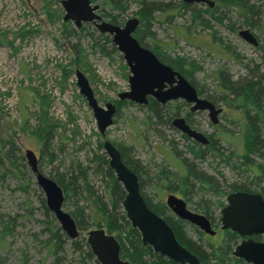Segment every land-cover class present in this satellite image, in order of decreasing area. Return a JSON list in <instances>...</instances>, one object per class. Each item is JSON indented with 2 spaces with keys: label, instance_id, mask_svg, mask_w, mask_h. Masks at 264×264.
Wrapping results in <instances>:
<instances>
[{
  "label": "rangeland",
  "instance_id": "374dc122",
  "mask_svg": "<svg viewBox=\"0 0 264 264\" xmlns=\"http://www.w3.org/2000/svg\"><path fill=\"white\" fill-rule=\"evenodd\" d=\"M61 1L0 0V143L10 138L14 140L18 148L16 163L21 164L20 171L16 167L11 168L5 161V168H9L7 174H3L4 169L0 164V219L6 221L11 218L14 223L12 236L6 237L2 243L1 264H50L52 261L44 247L49 233L42 206L44 195L26 163L25 149H31L36 154L38 165L46 175L67 173L76 163L80 164L86 168L89 184L97 193L105 194L99 177L92 175V168L96 164L95 154L101 152L97 148L101 138L92 112L79 94L75 69L85 74L95 98L102 106L105 102L116 101L119 93L129 89L130 71L111 37L99 33L91 23H84L81 30L82 27L76 28L72 21H63ZM152 1L162 4L170 2L173 5L180 2ZM241 1L246 6L250 4L254 7L251 27L244 24V16L238 9L219 8L220 13L226 15L223 23L204 28L193 23L189 12L192 7L184 12H172L170 23L154 19L150 27L160 43H171V53L191 57L201 65L202 69L194 75V80L203 92V97L208 95L215 99L223 112L215 128L210 125L206 111L193 115L194 125L204 133H214V138L224 148V154L234 152L235 156L248 151L246 124L241 111L227 105L224 98L227 97V91H221L215 72L222 70L232 80L257 72L264 73V51L259 48L262 45L264 48V0ZM93 3L100 4L101 1ZM191 4H195L193 8L202 10L206 6ZM137 8L136 0H130L126 11L119 16L120 25L130 17L139 18L134 14ZM202 14L205 16V13ZM186 26L192 32V35L189 32V38L176 34L175 30L184 32ZM72 29L73 33H69ZM212 29L217 30L215 40L221 39L224 44H228L227 51L213 44L210 35ZM242 29H249L256 35L258 46L253 47L238 35ZM145 40V43L152 45L149 38ZM229 50L233 51L236 58L230 55ZM24 98L25 103H22ZM174 106L180 111L184 109L178 101L173 103L172 108ZM41 110L46 111L49 118L58 124V135L54 136L52 144V162L41 159L38 139L31 134ZM147 114V110L135 104L121 106L118 116L106 130V138L121 146L129 158L141 167L144 172V192L153 202H164L168 193L182 198L163 188L155 175L160 165H170L169 168L175 171V163L179 162V158L175 156L172 146L175 145L174 148L180 153L178 155L182 156L187 142L178 131L166 124H146ZM22 115L28 116V121ZM262 132L264 142V128ZM263 149L264 146L261 153ZM20 155L23 156L21 160ZM249 157L264 165L263 158L258 154L250 153ZM198 166L223 184L247 183L253 177L247 170L249 178H245V173L233 170L223 160L210 157L199 162ZM22 175L27 179L24 180ZM26 183L24 192L20 186ZM259 188L264 189V180L260 182ZM199 194L196 192L192 201L188 202L191 209H198L193 202L199 200ZM204 198L214 201L207 194ZM218 198L223 204L226 203L225 196ZM78 204L86 206V201L78 199ZM64 210L71 209L65 207ZM214 210L218 217L219 210ZM87 222L89 229L91 221ZM187 231L193 239L207 240L208 235L199 234L193 228H187ZM211 238L214 243L220 242L221 232ZM81 251L83 249H74L67 239L59 254L64 264H80L79 260L83 256ZM90 264L93 262L90 261Z\"/></svg>",
  "mask_w": 264,
  "mask_h": 264
},
{
  "label": "trees",
  "instance_id": "16d2710c",
  "mask_svg": "<svg viewBox=\"0 0 264 264\" xmlns=\"http://www.w3.org/2000/svg\"><path fill=\"white\" fill-rule=\"evenodd\" d=\"M90 1L94 2L96 0ZM100 1V16L108 22L120 25L119 16L126 11L130 0ZM136 2L138 8L134 14L139 16V26L134 34L135 38L142 46L151 49L163 62L169 64L173 69L184 75L193 84L199 95H203V92L194 80V75L202 69L201 65L191 57L171 53V43L165 45L160 43L156 39L155 32L150 30L151 21L161 19V22L170 23L172 12L180 13L192 7L189 12H191L190 16L193 23L204 28H212V24L221 25L226 18V15L224 16L220 13L219 8H227L238 9L244 16V24L251 27L253 25L252 16L255 15L253 11L254 7L250 4L246 6L241 0H216L214 1L213 7L202 4L205 6L203 10L196 7L193 8L195 4H186L181 0L178 4L174 5L170 2L162 4L152 0H136ZM202 13H205L207 17ZM231 29L233 30L232 27ZM81 30H83V27ZM73 31L74 29L69 33H73ZM175 32L177 35L180 34L189 38V32L191 31L189 26H186L184 32H179V30H175ZM216 33L217 30L213 29L210 32L213 44L219 45L220 48L227 51L228 44H224L221 39L215 40L217 37ZM190 34L192 35V32ZM147 38L150 39L152 45L147 42L145 43V39ZM259 48L264 51L263 45L259 46ZM230 55L235 57L233 52H230ZM215 77L219 80L221 91H227V97H224L227 105L239 109L244 117L246 124V143L248 146L247 153L241 156H235L234 152H229L225 155L223 152L224 148L219 144L218 140L210 141L208 145L204 146L190 141L185 144L184 154L179 156L178 154L180 153L177 152L174 148L175 145L172 144L175 156L179 158V162L175 163V171L169 168L170 165L168 167L165 164L159 166V170L155 175L156 180L161 183L163 188L179 194L186 202H191L196 192H200L199 200L194 201L193 204L198 208L200 213L205 214L208 218H213L214 209H220L223 206V202L219 198L217 199V197L226 196L228 191L257 190L260 182L264 180V165L249 157L250 153H254L261 156L264 160V156L261 153L264 142L260 138L264 128V73L257 72L253 73V75L249 74L246 77L232 80L222 70H217ZM204 97L211 101L213 100L208 95ZM25 99H23L22 103H25ZM123 103L125 104L124 101L122 103L118 102L117 107L119 108ZM145 110L148 111V118L151 124H166L169 126V115H167L165 110L156 101L150 100ZM22 116L25 121H28V116ZM36 118L37 122L31 129V134L38 139L41 159L46 158L47 161L52 162L54 160L52 144L54 136L58 135L56 132L58 124L49 118L48 113L44 110H41ZM153 120L154 122H152ZM182 136L187 139L184 135ZM0 146V164L4 169L3 174L9 172V168H5V161L11 168L16 167L21 171V164L16 163L17 158L15 153L18 151V148L14 140L10 138L0 143ZM97 148L101 151V142L99 140ZM118 148L125 164L137 174L139 190L147 205L168 223L177 241L182 246L194 253L203 264H248L231 255L234 240L237 237L235 233L229 231L222 232V238L218 243H214L210 236H207V240L204 242L193 239L188 234L187 225L183 224L180 220L177 221L163 202H152L151 198L144 192L143 170L137 165L135 160L129 158L128 153L121 146H118ZM234 156L235 159L233 160ZM207 157L213 160H223L233 170L245 174L248 170V172L252 173L253 177L250 179V182H243L241 184L237 182L224 184L223 182H218L215 177H212L198 166V163L204 161ZM22 158L23 156L20 155L19 159L21 160ZM94 159L96 164L92 168V175L99 177V181L104 187V195L97 193L93 186L89 184L86 168L81 167L78 163L67 173L56 172L54 175H47L62 188L64 194L63 208L69 207L71 209L68 212L74 218L79 230V236L77 238L69 239L61 231L60 226L56 223L54 216L47 210L42 199V206L46 215V230L49 232L44 247L47 249V256L52 257L50 264H64L59 253H61L62 245L67 239H69L74 249H83L81 251L83 252V256L79 260L80 264H90V261L93 264H99L86 243L85 233L88 230L87 220L91 221L90 228L102 227L107 233L115 236L120 244V257L123 259L135 264H177L153 252L150 246H144L141 243L139 232L130 225L121 206V201L125 195L122 185L116 180L112 169L108 167L107 159L103 153L95 154ZM39 170L43 172L40 167ZM18 173L14 174L18 175ZM22 178L24 180L27 179L25 175H22ZM245 178H249V174H246ZM26 187L27 183L26 185L20 186L24 192H26ZM206 194L212 196L214 201L212 202L204 198ZM78 199H84L86 206L79 205ZM13 227L14 223L11 218H8L6 221H3V218L0 219V250L3 249L2 243H4L5 238L12 236ZM191 228L198 231L199 234H203L197 228Z\"/></svg>",
  "mask_w": 264,
  "mask_h": 264
},
{
  "label": "water",
  "instance_id": "95a60500",
  "mask_svg": "<svg viewBox=\"0 0 264 264\" xmlns=\"http://www.w3.org/2000/svg\"><path fill=\"white\" fill-rule=\"evenodd\" d=\"M181 1L186 4L204 3L209 7L214 6L213 0ZM61 5L64 10L63 21H72L76 28L91 22L99 33L111 36L112 43L122 54L130 71L129 90L120 93V99L126 98L145 104L147 95L161 103L181 98L193 104L192 110H207L211 121L217 122L216 116L221 112V108H216L209 100L198 97L195 87L187 79L170 66L161 63L151 50L142 46L133 36L139 23L137 17L128 18L123 25H116L101 20L97 13L100 5L90 0H62ZM238 35L247 43L257 46L258 41L249 29L239 30ZM74 75L79 94L91 109L97 130L103 136L105 128L112 123L115 105L107 102L104 107L100 106L85 74L75 69ZM166 84L167 89L163 90ZM172 125L201 144L208 142L201 132L192 129L183 118L173 119ZM103 149L109 158L108 165L125 191L121 205L126 219L139 232L141 243L177 264H203L194 253L177 241L168 223L148 207L140 193L137 175L123 163L119 150L107 139L103 140ZM24 157L44 195L47 210L53 214L69 239L77 238L79 230L75 220L63 208L62 188L39 170L38 159L31 149H25ZM166 204L177 217L188 221L206 234L214 235L215 231L208 219L187 209L185 201L181 198L169 194ZM220 215L222 229H230L239 236L263 235V242H255L252 238L241 241L235 246L233 255L250 264H264V200L261 195L243 191L229 193ZM85 236L86 243L99 264H135L120 257L118 240L102 227L89 229Z\"/></svg>",
  "mask_w": 264,
  "mask_h": 264
},
{
  "label": "flooded vegetation",
  "instance_id": "af4514ba",
  "mask_svg": "<svg viewBox=\"0 0 264 264\" xmlns=\"http://www.w3.org/2000/svg\"><path fill=\"white\" fill-rule=\"evenodd\" d=\"M100 10V9H99ZM98 10V11H99ZM98 11H97V13H98ZM100 18H101V20H105L104 18H102L101 16H100ZM138 18V17H137ZM138 20H139V18H138ZM106 21V20H105ZM89 23H91V22H89ZM111 23V22H110ZM92 25H94L93 23H91ZM116 25H119V24H116ZM123 25V24H122ZM138 26H139V23H138ZM137 26V27H138ZM137 30V28L135 29V31ZM135 31H134V33H133V36H134V34H135ZM102 34V33H101ZM104 34V33H103ZM106 35H108V34H106ZM255 35V34H254ZM110 36V35H109ZM111 37V36H110ZM135 37V36H134ZM257 39V38H256ZM138 41V40H137ZM257 41H258V39H257ZM115 46V45H114ZM257 46H258V44H257ZM116 47V46H115ZM253 47H256V46H253ZM147 48V47H146ZM117 49V48H116ZM149 49V48H148ZM149 50H151V49H149ZM152 51V50H151ZM153 52V51H152ZM229 52H231V50H229ZM233 52V51H232ZM154 53V52H153ZM154 55H155V53H154ZM156 56V55H155ZM157 57V56H156ZM158 58V57H157ZM159 59V61L161 62V63H163V64H165V65H168V66H170L169 64H167V63H165V62H163L160 58H158ZM171 67V66H170ZM172 68V67H171ZM173 69V68H172ZM173 70H175V69H173ZM175 71H177V70H175ZM179 72V71H178ZM180 73V72H179ZM181 74V73H180ZM182 75V74H181ZM184 78H185V76L184 75H182ZM185 79H187V78H185ZM193 85V84H192ZM165 89H167V84H166V86L163 88V90H165ZM129 90V89H128ZM128 90H126V91H128ZM125 92V91H124ZM121 93H123V92H121ZM120 94V93H119ZM118 94V95H119ZM197 95H198V97H200V98H205V97H203V95H199L198 93H197ZM146 99H147V103H145V104H139V103H136V102H134V101H131V100H129V99H120L119 97H118V99L116 100V101H108V102H111L112 104H114L115 105V113H114V115H113V117H112V123L109 125V126H111L112 124H113V122H114V118L116 117V116H118V113H119V110H120V108H121V106H123V105H128V104H135V105H138L139 107H142V108H146V106L148 105V103H149V101L150 100H154V101H156L161 107H162V109L163 110H165V112L167 113V115H169V118H170V121H169V126L172 128V129H175L176 131H178L180 134H181V137L186 141V142H190V141H194V142H196V143H198V144H200V145H208L209 144V142L210 141H215L216 139L214 138V133H211V134H207V133H204V132H202V131H200L199 129H198V127L196 126V125H194V122H193V115H195L197 112L199 113V112H203V111H206L207 112V116H208V111L207 110H198V109H196V110H192L191 109V106L193 105V104H190V103H187L185 100H183V99H181V98H178V99H174V100H169V101H166L165 103H161V102H159V101H157L154 97H152L151 95H147L146 96ZM205 99H207V100H209L210 102H212L213 104H214V106L216 107V108H221V112L219 113V114H217V116H216V119H217V122L216 123H213L212 121H211V119L209 118V116H208V119H209V122H210V125L212 126V127H214L215 128V126H217V124L219 123V121H220V118H219V116H220V114L223 112V108L222 107H219V106H217V104H216V101H215V99H213L212 101L210 100V99H208V98H205ZM125 102V104L123 103L122 105H120V107L118 108L117 107V103L118 102ZM176 101H178L179 102V104L182 106V107H184V109H187L185 112H184V109L183 110H179L178 108H176V106H174L173 108H172V106H173V103L174 102H176ZM105 103H107V102H105ZM104 103V104H105ZM98 104H99V102H98ZM104 104H103V106L102 105H100V106H102V107H104ZM91 110V109H90ZM92 112V111H91ZM147 120H145V122H146V124H148V125H150L151 126V123H150V120H149V118H148V114H147ZM175 118H183L184 120H185V122L192 128V129H195V130H197V131H199V132H201L207 139H208V142L206 143V144H201V143H199V142H197L196 140H194L193 138H191V137H188V136H186L184 133H182L181 131H179L177 128H175L173 125H172V121H173V119H175ZM96 123V122H95ZM109 126H107L106 128H105V130H104V135L102 136L101 134H100V132L98 131V134H99V136H100V138H101V153H103L104 154V156L106 157V159H107V164H108V161H109V158H108V156H107V154H106V152H105V150L103 149V140L104 139H107L106 138V130H107V128L109 127ZM96 128H97V126H96ZM182 135H184L187 139H185ZM262 135H263V133H262ZM262 135L260 136V138L262 139ZM108 140V139H107ZM110 141V140H109ZM263 141V140H262ZM111 142V141H110ZM118 150H119V148H118V145L117 144H115V143H113V142H111ZM264 150V149H263ZM119 152H120V150H119ZM263 152V151H262ZM263 154V156H264V152L262 153ZM120 155H121V159H122V161H123V163L125 164V162H124V160H123V158H122V154H121V152H120ZM126 165V164H125ZM127 166V165H126ZM108 167H110L109 165H108ZM128 167V166H127ZM129 168V167H128ZM130 169V168H129ZM131 170V169H130ZM113 171V170H112ZM134 172V171H133ZM113 173H114V171H113ZM135 173V172H134ZM136 174V173H135ZM137 175V174H136ZM114 176H115V174H114ZM115 178H116V176H115ZM137 178H138V176H137ZM117 180V179H116ZM139 182V181H138ZM236 191H243V192H248V193H256V194H259V195H261V197L263 198V200H264V189H262V188H259V189H257V190H254V191H244V190H235V191H230V192H228L227 194H226V196L225 197H227V195L229 194V193H232V192H236ZM141 193V192H140ZM169 194H173V193H168L167 194V196L169 195ZM142 195V194H141ZM173 195H175V194H173ZM167 196H166V198H167ZM176 196V195H175ZM178 197V196H177ZM144 198V197H143ZM166 198H165V201L163 202L164 204H165V206L167 207V209L169 210V212L171 213V215L177 220V221H181L183 224H185V225H187V227L188 228H191V227H195V228H197V230H199V231H201V232H203L202 230H200L198 227H196V226H194V225H192L191 223H189L188 221H186V220H184V219H181V218H179V217H177L170 209H169V207L167 206V204H166ZM179 198H181V197H179ZM182 200H184L185 201V203H186V207H187V209H189L190 211H192V212H196V213H199V214H202V213H200L199 212V210L198 209H196V210H194V209H191L189 206H188V202H186V200L182 197L181 198ZM145 200V199H144ZM151 200H152V198H151ZM146 202V201H145ZM152 202H153V200H152ZM226 204V203H225ZM225 204H223V206H225ZM122 206V205H121ZM222 206V207H223ZM149 207V206H148ZM213 207V206H212ZM222 207L220 208V209H217V210H219V212H218V217L215 215V211H214V214H213V218H208L207 216H205V214H202V215H204L207 219H208V221H209V223H210V226H211V228L215 231V233H214V235H209V234H206V233H204L203 232V234H206V235H208V236H210V237H214V236H216L218 233H219V231L222 233V232H225V231H229V232H231V233H235L236 234V239L234 240V245H233V247H232V252H231V255L232 256H234V257H236V258H238V259H240V260H242V261H244L242 258H240V257H237V256H235V255H233V250H234V248H235V246L237 245V244H239L241 241H243V240H247L248 238H252L253 239V241H255V242H263V235L262 234H257V235H251V236H239L236 232H234V231H232V230H230V229H222L221 228V222H220V212H221V209H222ZM151 209V208H150ZM152 210V209H151ZM218 227V229H215V227ZM96 228V227H95ZM89 229H91V228H89ZM88 229V230H89ZM136 229V228H135ZM87 230V231H88ZM86 231V232H87ZM86 234V233H85ZM115 237V236H114ZM85 238H86V236H85ZM221 238H222V236H221ZM141 240V239H140ZM88 245V244H87ZM89 247V246H88ZM90 249V248H89ZM92 253V252H91ZM93 255V254H92ZM95 258V257H94ZM245 262V261H244ZM245 263H247V262H245ZM248 264H250V263H248Z\"/></svg>",
  "mask_w": 264,
  "mask_h": 264
}]
</instances>
